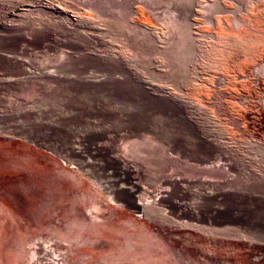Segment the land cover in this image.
Wrapping results in <instances>:
<instances>
[{
    "label": "rangeland",
    "instance_id": "1",
    "mask_svg": "<svg viewBox=\"0 0 264 264\" xmlns=\"http://www.w3.org/2000/svg\"><path fill=\"white\" fill-rule=\"evenodd\" d=\"M222 4L178 81L75 0H0V264H264V0ZM217 21L237 106L194 74Z\"/></svg>",
    "mask_w": 264,
    "mask_h": 264
},
{
    "label": "water",
    "instance_id": "2",
    "mask_svg": "<svg viewBox=\"0 0 264 264\" xmlns=\"http://www.w3.org/2000/svg\"><path fill=\"white\" fill-rule=\"evenodd\" d=\"M89 9L97 18L115 26L128 35V42L138 49L146 58L162 56L171 65L170 78L182 81L186 78L189 64L195 53L196 17L207 20L211 25L213 14H224L234 11L224 8L222 0H213L200 8L196 13L197 0H75ZM236 10L244 0H228ZM136 8H142L155 22L165 27L172 36V44L160 48L148 30L131 20ZM206 37V34L202 35Z\"/></svg>",
    "mask_w": 264,
    "mask_h": 264
},
{
    "label": "crops",
    "instance_id": "3",
    "mask_svg": "<svg viewBox=\"0 0 264 264\" xmlns=\"http://www.w3.org/2000/svg\"><path fill=\"white\" fill-rule=\"evenodd\" d=\"M218 22V29L216 31V34H213V38H210V40L205 41L203 44L199 43L197 46V50H196V54H195V58H194V67L196 72L194 73L197 76H204V77H210L213 78V81L216 83V85H220L219 81H218V76H220V78L222 79V87H219V90H217V97H216V102H221L222 104H225V106L230 107V105H236V103L233 102H228L229 99L226 98L227 91L226 89H230L229 88V83L230 81H234V77L230 76V74H233L232 72H230V68L227 66H223V64H225L226 62H221V56L223 55L222 52H219V46H223V41L222 38L225 37L226 35L229 34V32H227V30H225L220 24L219 21ZM207 32V31H205ZM213 32V31H211ZM222 36V37H221ZM228 54L225 55V60L227 59ZM264 65V64H263ZM264 69V68H263ZM264 71V70H262ZM248 74H246L247 78L248 76L251 77L250 78V82H252V80H256L258 81V75L255 76V74H249L250 72H247ZM242 74V72L238 71L236 74V79H243L245 78V76L241 77L240 75ZM259 74V72H258ZM256 77V78H255ZM246 82V81H245ZM213 84V82H212ZM210 84V86L213 87V85ZM246 84L248 83H243V84H239L241 86L242 91L239 93H242L240 95H242L243 97H247L250 98L251 96H254L253 92H250V90L247 92L245 91V89H243V87L246 86ZM215 85V86H216ZM249 88H251V83L248 84ZM252 89V88H251ZM226 92V93H225ZM224 94L222 97L221 94ZM220 94V95H219ZM239 95V96H240ZM243 100V105L242 107L244 108H248L247 106L249 105V101H246L245 98L242 99ZM237 106V105H236ZM241 106V105H240Z\"/></svg>",
    "mask_w": 264,
    "mask_h": 264
},
{
    "label": "built area",
    "instance_id": "4",
    "mask_svg": "<svg viewBox=\"0 0 264 264\" xmlns=\"http://www.w3.org/2000/svg\"><path fill=\"white\" fill-rule=\"evenodd\" d=\"M218 81H219L220 85L215 86L216 90H219V87H222V79L220 78V76H218Z\"/></svg>",
    "mask_w": 264,
    "mask_h": 264
}]
</instances>
